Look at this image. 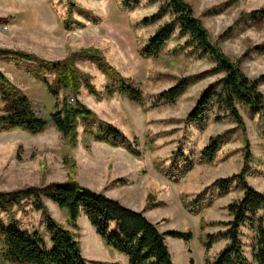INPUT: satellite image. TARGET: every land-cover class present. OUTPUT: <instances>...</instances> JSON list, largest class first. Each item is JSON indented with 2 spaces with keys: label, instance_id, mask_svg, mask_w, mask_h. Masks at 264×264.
I'll list each match as a JSON object with an SVG mask.
<instances>
[{
  "label": "rangeland",
  "instance_id": "rangeland-1",
  "mask_svg": "<svg viewBox=\"0 0 264 264\" xmlns=\"http://www.w3.org/2000/svg\"><path fill=\"white\" fill-rule=\"evenodd\" d=\"M186 1L207 28L210 39L231 59H239L245 74L254 77L264 71V52L251 49L249 55L241 56L248 47L264 41V19L254 22L247 18L236 23L241 12L264 7V0ZM160 2L139 0L129 9L123 0H0V46L21 48L49 59L63 58L83 47H96L130 83L141 88L144 95V103L140 105L117 92L96 96L83 85L78 94L100 118L120 127L129 138L136 136L139 155H133L120 145L83 136L82 125L78 126L75 145L51 124L36 133L19 127L0 130V190L41 185L71 176L132 208L141 206L138 210L144 209L148 194H151L154 200L163 201L154 206L149 216H158L159 230L192 231L189 240L165 235L174 264H191V258L193 264H205L201 235L217 231L216 225L201 227L200 214L189 212L180 194L192 197L198 192L208 193L215 178L230 176L242 166L246 181L264 192V117L238 102L244 125L236 123L228 114L215 120L209 113L203 125L186 119L202 88L220 73L203 72L214 60L198 55L197 50L189 51L190 47L179 48L186 37L176 34L167 40L158 56L139 53L146 38L169 17L166 14L149 24L139 22L144 15L158 9ZM230 25L231 33L220 37ZM74 61L79 69L90 75L91 82L99 90L105 89L107 77L93 60L77 56ZM26 63L23 59L0 56V69L27 94L34 110L48 118L62 93L59 92L58 97L50 94ZM188 74L200 75L174 101L157 99L161 90ZM46 77L51 78L52 74L46 73ZM258 87L264 93V82ZM216 133L225 135L216 156L210 162L201 161L202 147L209 136ZM247 144L251 156L245 161ZM180 151L183 154L180 155ZM188 161L192 162L189 168ZM175 175H179L176 181L171 179ZM118 178L123 181H117ZM137 183L142 187L133 189L132 184ZM241 192L240 183L232 180L230 191L204 208V219L208 222L227 219L226 204L238 198ZM43 199L47 212L75 232L90 264H121L106 257L112 256L114 249L103 243L84 213L80 212L78 225L74 227L67 221L65 208L47 197ZM30 200L21 208L13 207L15 218L21 228L39 231L49 246L44 211L34 209ZM2 216L6 219L4 213ZM245 232L242 239L249 243V231ZM93 235L98 236L105 252ZM218 246L216 242L212 244L208 251L211 257ZM2 251L0 238V264H12L2 257ZM245 252L249 255L247 244Z\"/></svg>",
  "mask_w": 264,
  "mask_h": 264
},
{
  "label": "trees",
  "instance_id": "trees-1",
  "mask_svg": "<svg viewBox=\"0 0 264 264\" xmlns=\"http://www.w3.org/2000/svg\"><path fill=\"white\" fill-rule=\"evenodd\" d=\"M137 1L139 0H123V4L130 9ZM158 1H161L158 9L144 15L139 22L149 24L166 14H169V17L146 38L138 49L139 53L143 56H158L167 40L176 34L186 37L179 48L190 47L189 51L197 50L198 55H207L214 60V64L203 72L220 73L202 88L186 119L203 125L209 113L214 115L215 120H220L221 116L228 114L236 123L244 125L237 107L238 102L260 112L264 117V93L258 87L259 83L264 82V71L254 77L245 74L239 59H231L210 39L207 28L186 0H148L149 3ZM247 18L254 22L264 19V7L241 12L236 23ZM65 26L69 27L67 23ZM231 31L230 25L219 36L225 37ZM251 49L264 52V41L248 47L241 56L249 55ZM0 56L25 60L28 70L43 81L50 94L58 97L59 92L62 93L49 117L45 118L34 110L27 94L11 82L0 69V130L19 127L36 133L51 124L70 144L75 145L79 136L78 126L82 125L83 136L111 145H120L133 155L140 154L136 136L129 138L120 127L100 118L91 107L78 98L79 89L83 85L89 93L96 96L103 92L107 95L117 92L140 105L144 103L141 88L130 83L129 78L121 74L98 48L83 47L63 58L49 59L21 48L0 46ZM77 56L90 58L102 70L107 77L104 90H99L91 82L90 75L76 66L74 58ZM46 73L52 74V77L47 78ZM200 74L180 77L172 85L161 90L157 99L174 101ZM224 136V133L209 136L200 151L201 161L210 162L214 159ZM250 156L247 144L245 161ZM191 165L192 162L188 161L187 168ZM244 169L242 166L239 172L215 178L212 190L208 193L202 191L192 197H189V194H180L184 207L193 214H200L201 227L207 224L224 226L215 232L201 235L205 264H264V192L246 181ZM179 175L171 179L176 181ZM234 179L240 183L242 195L226 204L227 213L231 217L226 220L206 221L202 216L204 208L211 205L216 198L228 193ZM117 181H123V178H118ZM43 197L65 208L68 213L67 221L74 227L78 225L80 212L84 213L103 243L124 253L128 264H174L165 235L184 240L192 237L190 229L159 230L156 222L144 214L145 209L163 203L161 200H154L151 194H148L150 199L147 197L144 209L138 210L69 176L41 185L29 184L0 190V238L3 242L1 255L12 264H90L82 253L80 240L76 238L75 232L47 212ZM28 199H31L30 203L34 209L44 211V225L51 243L49 246L39 231L21 228L15 218L13 207H23ZM3 213L6 219L3 218ZM244 229L249 231V255L245 252L246 244L242 239L247 234ZM221 238L226 239L224 245L211 257L208 254L209 249ZM190 263L193 264L192 258Z\"/></svg>",
  "mask_w": 264,
  "mask_h": 264
},
{
  "label": "crops",
  "instance_id": "crops-1",
  "mask_svg": "<svg viewBox=\"0 0 264 264\" xmlns=\"http://www.w3.org/2000/svg\"><path fill=\"white\" fill-rule=\"evenodd\" d=\"M133 186V189H140V187H142L141 186V183H137V184H132ZM241 195H242V192H241ZM241 195L239 196V197H241ZM134 208H137V209H139V208H141V206H134ZM153 208L154 207H152V208H149V209H147V210H145L144 211V213H145V215L146 216H150V213L152 212V210H153ZM229 215V214H228ZM231 216L229 215V217L227 218V219H229ZM149 218H151L154 222H156L157 221V218H158V216H156V217H149ZM224 220H226V219H224ZM83 221L86 223V220H84V218H83ZM219 226V227H218ZM222 226V227H221ZM89 227V229H92V227L89 225L88 226ZM220 227L221 228H223L224 226L223 225H216V227L214 228L215 230H218V229H220ZM93 229H94V227H93ZM245 231H248L247 229H244ZM95 235V234H94ZM93 235V237L95 238V240L97 241V243L99 244V246H100V248H102V249H104L103 251L105 252L106 250V248H104L103 246H102V243L100 242V240H99V238H98V236L96 235V236H94ZM250 240V239H249ZM225 241H226V239L225 238H221V239H219V240H217V241H215L216 243H218V250L224 245V243H225ZM244 242H245V240H243ZM214 242V243H215ZM250 243V242H249ZM249 243H246L245 242V244H247V246H249ZM246 246V245H245ZM218 250H216V253H217V251ZM112 253H113V255L112 256H106L107 258H109V259H111V260H118L119 262H121V264H127L128 262H127V256L124 254V253H122V252H119L118 250H116V249H114L113 251H112ZM215 253V254H216ZM249 253H250V246H249ZM214 254V255H215ZM114 262H116V261H114Z\"/></svg>",
  "mask_w": 264,
  "mask_h": 264
}]
</instances>
